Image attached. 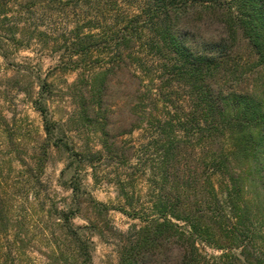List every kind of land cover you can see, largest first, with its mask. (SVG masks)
<instances>
[{
    "label": "trees",
    "instance_id": "obj_1",
    "mask_svg": "<svg viewBox=\"0 0 264 264\" xmlns=\"http://www.w3.org/2000/svg\"><path fill=\"white\" fill-rule=\"evenodd\" d=\"M8 2L0 0V23L16 19L7 17ZM19 6L16 14L30 6L72 12L56 51L67 70L83 77L85 117H107L108 87L118 74L125 71L136 84L131 114L141 119L134 129L153 131L132 145L131 155L148 157L141 165L149 171L150 207H133L116 178L132 206L119 210L139 220L121 233L118 264H264V95L255 82L264 83V0H32ZM203 18L220 30L193 45V24ZM39 27L32 38L47 35ZM6 31L0 42L14 41L17 25ZM40 110L46 148L50 128ZM102 135L93 156L116 157L117 141L105 129ZM73 214L64 213L62 225L79 242ZM4 215L0 207V222ZM3 234L0 264H13L17 240L7 228ZM202 244L219 253L202 252ZM81 245L87 264L86 241Z\"/></svg>",
    "mask_w": 264,
    "mask_h": 264
},
{
    "label": "rangeland",
    "instance_id": "obj_2",
    "mask_svg": "<svg viewBox=\"0 0 264 264\" xmlns=\"http://www.w3.org/2000/svg\"><path fill=\"white\" fill-rule=\"evenodd\" d=\"M30 2L9 0L7 17L16 19L0 23L1 34L16 25L18 29L14 41L0 42V207L5 214L0 245L7 244L3 234L7 228L8 238L17 240L13 264H83L81 244L85 241L90 255L87 264H118L121 233L139 220L119 210L132 206L122 196L116 178L123 180L133 207L141 211L150 207V186L145 181L149 171L141 165L148 157L138 161L131 153L132 145L145 142L153 130L134 129L141 119L131 114L136 84L125 71L109 84L107 117L83 115L79 105V95L85 92L83 77L78 70H67L59 57L62 51H56L66 36L63 30L72 25V12L59 14L49 8L32 12L30 6L16 14L20 4ZM209 22L203 18L193 24L191 44L220 30L217 23ZM37 24L46 36L35 33L32 38ZM240 52L245 56L247 50ZM255 82L264 95V83ZM40 109L50 128L46 148ZM102 129L110 141H117V156L97 160L93 155L101 150ZM43 150L45 160L39 169ZM94 201L109 209L99 208ZM64 213H74L70 225L79 242L66 233ZM200 248L208 255L219 253L203 244Z\"/></svg>",
    "mask_w": 264,
    "mask_h": 264
}]
</instances>
